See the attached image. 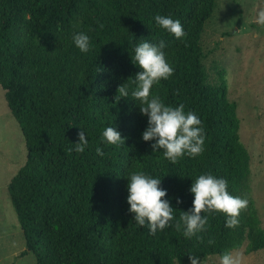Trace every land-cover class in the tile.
<instances>
[{"label":"trees","instance_id":"1","mask_svg":"<svg viewBox=\"0 0 264 264\" xmlns=\"http://www.w3.org/2000/svg\"><path fill=\"white\" fill-rule=\"evenodd\" d=\"M216 7L217 0H0V86L27 150L8 187L26 241L22 256L32 253L36 264H191L192 255L201 264L226 250L264 249L238 106L224 71L214 84L204 65L202 37ZM157 13L179 19L185 36L158 27ZM76 31L90 36L88 53L73 44ZM145 39L166 42L174 69L152 93L172 106L183 103L202 121L204 151L196 157L172 163L153 153L154 141L142 140L147 117L130 94L139 71L131 55ZM124 83L127 97L118 93ZM108 126L124 143L101 142ZM81 128L88 146L78 153ZM132 171L161 179L176 209L164 230L150 234L132 220L126 199ZM202 173L227 179L228 191L248 206L233 228L225 227L223 213H202L207 228L189 239L175 220L192 207L189 189Z\"/></svg>","mask_w":264,"mask_h":264},{"label":"clouds","instance_id":"2","mask_svg":"<svg viewBox=\"0 0 264 264\" xmlns=\"http://www.w3.org/2000/svg\"><path fill=\"white\" fill-rule=\"evenodd\" d=\"M153 19L158 27L176 39H182L186 34L179 19L159 13ZM256 22L264 25V11L259 12ZM71 40L81 53H88L92 48L91 38L85 31L72 33ZM165 47L163 39L158 43L145 39L135 46L131 60L139 71L134 76L135 88L130 94L136 103L139 102L140 113L147 117L142 140L154 141L151 144L153 153L162 152L164 158L175 163L183 156L196 157L204 151L205 132L202 121L195 112L185 111L183 103L176 106L166 104L151 91L154 84L168 79L174 71L166 59ZM118 93L124 97L129 95L125 83L119 86ZM101 142L120 145L124 140L116 126H108L102 131ZM74 146V151L78 153L84 152L88 146L84 129L78 133V142ZM96 153L104 155L100 147L96 148ZM126 178L128 211L133 214L134 223L147 227L150 234L168 227L169 222L175 219L176 209L167 198V191L161 187V179L143 171H132ZM189 191L193 196L192 207L187 211H180L179 219L175 220L177 231L182 229L185 238L190 239L206 230L208 215L202 213H223L225 227L233 228L239 223L241 210L248 206L246 198L228 191L227 179L211 173H202L192 179ZM175 199L178 205L183 202L179 197ZM209 243L213 241L209 240ZM190 260L191 264H200L196 256L190 255ZM219 264H238V257L226 250L220 254Z\"/></svg>","mask_w":264,"mask_h":264},{"label":"rangeland","instance_id":"3","mask_svg":"<svg viewBox=\"0 0 264 264\" xmlns=\"http://www.w3.org/2000/svg\"><path fill=\"white\" fill-rule=\"evenodd\" d=\"M264 0H217L206 25L202 46L204 65L214 84L224 71L228 96L237 103L241 139L251 155L252 196L264 228V25L258 24ZM27 159L25 140L0 86V264H36L10 201L8 187ZM238 264H264V249L247 254L233 251ZM210 257L201 264H219Z\"/></svg>","mask_w":264,"mask_h":264}]
</instances>
